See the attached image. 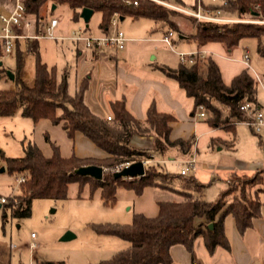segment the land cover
<instances>
[{
  "label": "trees",
  "instance_id": "16d2710c",
  "mask_svg": "<svg viewBox=\"0 0 264 264\" xmlns=\"http://www.w3.org/2000/svg\"><path fill=\"white\" fill-rule=\"evenodd\" d=\"M163 1L182 5L181 0ZM22 3L26 14L33 16L40 26L44 25L46 11L53 4L68 6L75 18H79L81 8H91L93 12L101 14L99 25L103 28L107 26V21L114 12L119 16L147 17L156 22L166 21L168 13L176 12L188 18L195 26L191 38L198 50L218 44L226 52H230L242 38L251 37L257 40L258 50L264 53V23L261 22L234 21L228 25L230 23L197 20L153 0H138L137 5L128 4L125 0H22ZM219 7L224 14L226 11H234L238 18L249 15L250 20H264V0H225ZM171 29L179 31L178 27ZM42 32L38 29L37 34ZM184 37L186 38V35ZM37 47L36 39L26 44V51L36 55L34 81L32 85H27L19 77L22 57L18 40L16 41L17 74L14 80L18 87L0 90V116L12 115L14 110L20 107L21 114L33 121L47 118L54 124L60 123L70 139L75 132L82 133L103 150L106 156L80 158L73 153L61 156L57 150L50 156H45L31 142L23 145L24 152L20 157L4 156L0 151L5 168L24 179L19 183L15 202L7 199L5 203L0 204L3 218L5 219L6 210L17 219L29 216L31 203L35 198H66L68 185L73 181L89 180L93 186L99 187L104 203L114 202L118 185L133 188L137 193L144 186L150 185L168 191L170 198L156 199L158 209L154 216L136 213L130 223H92L96 233L119 237L127 241L128 245L108 258L89 264H170V248L181 244L188 251H192L194 239L198 236L202 238L209 253L217 246L229 250L230 245L224 232L225 216L232 215L240 232L250 227L252 220L260 215V196L264 193V181L254 192L248 191L243 181H240V185L227 183L226 188L219 192L215 200L207 201L200 193L204 185L194 176L169 174L163 171L157 161L146 163L144 174L140 176L116 177L115 166L124 162L156 159L169 149L188 154L194 145V137L170 139V122L175 120V117L170 113L158 111L152 105L147 108L143 119L135 117L122 99L111 104L113 115H110V119L95 115L83 100L87 77L81 81L73 94L68 93L65 75L58 79L55 67H48L37 56ZM209 51L192 62L178 61L174 66L162 65L160 69L176 81L185 95L192 99L190 115H193L196 106L201 104L204 110L207 109L211 113L208 117L205 111L210 128L222 126L221 128L233 132L234 127H225V124L232 120L243 121L248 118L240 109L243 102L260 106L256 97L257 82L246 66L232 77L229 84L224 83L213 58L215 54ZM2 52L0 46V54ZM134 133L152 136V148L138 149L130 145V138ZM87 164L100 165L109 171H103L99 180L71 174L77 167ZM228 194H231L229 199ZM196 219L199 221L196 222ZM42 264L66 263L45 261Z\"/></svg>",
  "mask_w": 264,
  "mask_h": 264
},
{
  "label": "rangeland",
  "instance_id": "374dc122",
  "mask_svg": "<svg viewBox=\"0 0 264 264\" xmlns=\"http://www.w3.org/2000/svg\"><path fill=\"white\" fill-rule=\"evenodd\" d=\"M225 16L237 21L250 20L249 15L238 18L234 11H226ZM32 20V30L35 33L43 31L42 26ZM57 18L58 26L54 29L55 35L67 36L73 27L84 26L79 19L73 20L72 10L62 4L50 7L44 18L49 21ZM99 12H94L88 21L87 32L98 33ZM254 20V19H253ZM150 20L136 17H127L119 21V28L125 33L130 31L139 36L145 32ZM163 28L178 27L186 34V38L192 39V22L176 12L168 13L166 21L160 22ZM262 23V22H261ZM233 24L230 23L228 25ZM36 26V27H35ZM35 31L33 32V29ZM149 28V27H148ZM191 32V33H190ZM146 33V32H145ZM190 33V34H189ZM29 39L28 41H33ZM142 47L144 43L137 42ZM193 41H178L177 51H185L195 48ZM214 52L216 61L224 83L229 84L232 77L246 65L240 62L244 50L248 51V71L256 80V97L264 107V53L257 47L255 38H242L238 45L230 52H226L220 45H208ZM19 50L22 57L20 77L26 84H32L36 55L27 52L24 41H20ZM38 57L48 66H55L57 74L66 67L70 70L69 93L72 94L71 79L77 53L69 40L53 41L41 38L38 41ZM17 52L0 54V90L17 89L16 81L10 78L9 73L15 72V59ZM176 60L174 53L167 57V61ZM257 74V77H256ZM184 95L182 89L179 90ZM185 97V96H184ZM186 105H191V99L186 97ZM221 107V106H219ZM208 117L209 110L205 109ZM227 111V109H225ZM59 113V110L57 111ZM206 117L196 121V134L202 133L200 138L191 147L195 154V169H190L187 175L202 179L204 186L201 188V196L207 200H215L219 192L231 185L245 182L248 191L254 192L264 181V167L256 170L241 172L237 176L224 179L223 171L243 169L254 165L262 157L258 134L242 121H230L225 127H234V137L221 127L211 129ZM238 122V123H237ZM235 123H237L235 125ZM35 144L45 156H50L55 150L61 156H69L72 153L73 141L70 139L60 123L54 124L47 118L33 121L21 114L17 107L12 115L0 116V151L4 156L20 157L23 155V145ZM190 153V151H189ZM164 155H176L184 157L179 152H166ZM161 158H166L163 156ZM175 160H166L161 163L163 171L169 174H178L183 158L174 157ZM186 159V158H185ZM5 167V161L0 156V167ZM109 171L104 168V172ZM17 175L6 168L0 172V195L6 196L9 201L15 202L19 193ZM205 178V179H204ZM236 179L238 182H236ZM226 180V181H225ZM199 183H201L199 181ZM115 200L112 203H104L99 187L86 180L84 182L73 181L68 185L67 195L64 199L35 198L31 203L30 215L23 218H14L6 210L5 219L0 209V264H42L45 261H64L66 264H89L100 259L110 257L114 252L128 245V242L107 234H98L92 228V223L118 222L130 223L134 214L142 213L146 216H154L157 213L156 199L170 198V193L164 189L146 185L139 193L133 188L118 185L115 190ZM231 194L227 195V199ZM199 219H196V222ZM71 231L74 237L69 240H61V236ZM31 233L34 234L31 237ZM31 242L36 244L32 249ZM194 244V243H193Z\"/></svg>",
  "mask_w": 264,
  "mask_h": 264
},
{
  "label": "crops",
  "instance_id": "0c3cea01",
  "mask_svg": "<svg viewBox=\"0 0 264 264\" xmlns=\"http://www.w3.org/2000/svg\"><path fill=\"white\" fill-rule=\"evenodd\" d=\"M13 1L14 0H0V12L8 13L13 6ZM181 1L182 5H193L195 3V0ZM205 3H207V0H205ZM127 17L131 16H119L117 23L118 28L119 21ZM72 18L75 21H78L80 19L83 22L80 15L79 18L73 17V12ZM131 18L136 19V17ZM142 18L150 20V24L148 23L145 30L146 33L143 32L142 34H139V36H137L133 35V33H131L130 31H127L125 33L121 28H119L127 38L123 48L121 49L113 46H105L101 49L85 48L81 41H72L68 38L48 37L18 39V49L20 41H24L26 47V42L29 39H36L37 41H39V39L41 38H46L53 41L64 39L69 40V43L73 47H75L77 51L75 55L76 57L74 63L73 78L71 79L72 91L74 93L79 87L81 81L85 77H87L88 83L84 91L83 100L95 115L99 117L113 115L111 104L116 100L122 99L124 100L126 107L135 117L143 119L146 115L147 108L152 105L158 111L170 113L175 117V120L170 122V139H187L189 137H194L195 144L202 134H196V121L201 118H195L194 114L190 115V111L193 107L192 99L190 98L192 102L191 105L187 106L185 100L187 96L185 95L184 90L182 89L184 92L183 95L179 91L181 88L179 87L178 83L166 76L165 73L160 69L162 65L174 66L179 61L177 53L174 51H170L159 40L163 32L168 28H163L160 22H156L150 18ZM100 21L101 14L97 24L98 33L96 34L87 32L86 30L88 25L83 22L85 24L83 27H86L85 33L90 35L108 34L111 31V27L108 26V21L105 28L99 25ZM48 24L49 21L45 19L44 25H42V34H37V32H30L33 27H30L27 32L35 35H43L46 32ZM58 24L59 21L57 22L54 29L58 26ZM192 27L193 31L195 32V26L192 25ZM74 28L75 27H73L72 29ZM34 31L35 28L33 29V32ZM175 33V49L178 46V41H193L195 43L193 39L185 38L184 35L186 34H184L183 31L179 30ZM137 42L144 43L145 46L142 47L141 45L137 44ZM194 50H198L197 45L195 46V48L188 51ZM202 50L209 51L210 48L209 46H206ZM14 51H16V49H14ZM172 53L175 54L176 60H174V62H168L167 57ZM239 60L241 63H243L241 61L242 58ZM12 73L14 75V71H12ZM69 74L70 70L66 69V67L61 71V73L57 74L56 72L58 79H61L62 75H65L68 93L70 81ZM14 78L15 76L13 77V79ZM260 107L264 108L261 104ZM237 123H235V125ZM211 129L214 130L216 128ZM226 131L231 133L234 137L235 126L233 132L228 130ZM258 138L260 146H263V148L261 149L262 157L254 162V165L247 166V168L223 171L225 175L224 179L227 177L230 178V176L238 175L241 172L252 171L256 170L257 168L264 167V128H262L261 132L258 134ZM72 141V153L77 157L104 158L106 156V153L103 150L98 148L91 140H89L80 132L74 133ZM129 143L135 148L148 150L152 148L153 138L152 136L139 135L134 133L131 136ZM173 151L176 153L178 152L175 149L168 150V152L172 153ZM191 154L192 152L186 154L184 157L176 155H163L166 156V158H161L163 156H158L156 160L160 164H165L166 161L163 160H175L174 157L185 159L188 158ZM195 178L204 184L202 179H200L199 177ZM260 199V215L254 218L252 220V225L246 228L243 232L238 231V229L236 228L232 215L228 214L225 216L224 232L230 245L229 250H225L224 248L217 246L214 248L212 253H209L203 244L202 238L198 236L194 239L192 251H188L181 244L173 245L170 248V264H190L192 260H196L201 264H264V193L261 194Z\"/></svg>",
  "mask_w": 264,
  "mask_h": 264
},
{
  "label": "built area",
  "instance_id": "2783aa9c",
  "mask_svg": "<svg viewBox=\"0 0 264 264\" xmlns=\"http://www.w3.org/2000/svg\"><path fill=\"white\" fill-rule=\"evenodd\" d=\"M126 3L137 5L138 0H125ZM164 4L172 9H175L185 15L194 17L197 20H206V21H214V22H222V23H231L237 21L231 17L225 16L222 9L219 5L225 3V0H195L193 5H180L174 4L168 1L163 0H153ZM119 14L114 12L110 18L108 19V26L111 27V31L105 35H90L86 34L85 30L82 26H77L71 30L70 34L67 36H57L53 33L54 27L56 26L58 20L57 18H51L49 20V24L46 28V32L43 35H35L30 34L27 30L32 27V20L30 16H28L25 12V6L22 3V0H14L13 6L8 13L0 12V46L4 53L11 54L14 52L16 41L18 39H27L33 37H48V38H68L72 41H81L85 48H95L101 49L105 46H113L118 49L123 48L125 41L127 38L124 33L118 28ZM254 22H262L264 20H248ZM174 38H176V33L173 29H166L159 40L170 50L177 53L179 61L182 63L192 62L198 56H204L210 51L208 50H194L188 52L177 51L174 47ZM244 64L249 66L248 63V51L245 50L243 58L241 60ZM257 77V75H256ZM240 109L244 111L247 115V119L243 120L241 123H245L251 129L259 134L264 128V108L256 107L255 105L243 102L240 105ZM205 110L204 107L199 104L196 106V111L194 113L195 118L204 117ZM107 119H110V115L106 116ZM143 164L145 166L146 163L151 161H157L156 159H142ZM166 161V160H163ZM131 162H124L115 166L114 171H118L124 166L129 165ZM190 169H195V154H192L181 161V167L179 173L181 175H187ZM18 183L22 182L23 177L16 178ZM7 201L6 196L0 195V204L5 203ZM34 234L31 233V237ZM30 247L34 249L36 244L31 242ZM37 264V263H33ZM190 264H201L196 260H192Z\"/></svg>",
  "mask_w": 264,
  "mask_h": 264
},
{
  "label": "water",
  "instance_id": "95a60500",
  "mask_svg": "<svg viewBox=\"0 0 264 264\" xmlns=\"http://www.w3.org/2000/svg\"><path fill=\"white\" fill-rule=\"evenodd\" d=\"M55 7V5L53 4L51 6V8L53 9ZM93 13V10L91 8L88 7H83L80 10V17L82 18L83 22L88 25V21L91 17ZM1 64V62H0ZM10 78L13 79L14 75L12 72L9 73ZM5 167L1 166L0 167V172L4 171ZM144 170H145V166L143 164L142 160H138V161H133L131 162L129 165L124 166L123 168H121L118 171H115L114 175L116 177H128V178H132V177H137L140 176L142 174H144ZM104 168L100 165H96V164H87V165H82L80 167H77L76 169H74L71 174H80V175H85V176H90L94 179H101L102 178V174H103ZM74 233L71 231H66L62 236H61V240H69L72 239L74 237Z\"/></svg>",
  "mask_w": 264,
  "mask_h": 264
}]
</instances>
